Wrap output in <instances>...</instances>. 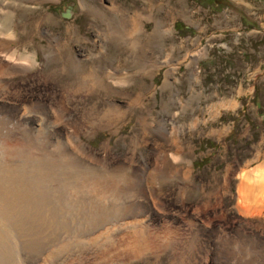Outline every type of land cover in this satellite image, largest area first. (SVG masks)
<instances>
[{
  "label": "rangeland",
  "instance_id": "1",
  "mask_svg": "<svg viewBox=\"0 0 264 264\" xmlns=\"http://www.w3.org/2000/svg\"><path fill=\"white\" fill-rule=\"evenodd\" d=\"M0 54L5 91L48 92L18 101L48 127L18 125L20 106L4 100L12 126L3 131L34 140L44 131L50 149L60 142L72 153L64 93L78 114L103 119L82 135L89 156L131 155L142 169L160 154L167 160L163 193L205 217L193 223L198 264L208 253L210 264H264V209L245 215L237 204L240 175L264 165V0H0ZM170 249L124 264H174Z\"/></svg>",
  "mask_w": 264,
  "mask_h": 264
},
{
  "label": "bare ground",
  "instance_id": "2",
  "mask_svg": "<svg viewBox=\"0 0 264 264\" xmlns=\"http://www.w3.org/2000/svg\"><path fill=\"white\" fill-rule=\"evenodd\" d=\"M4 60L0 54V66ZM15 87L14 91L10 88L5 91L0 81V101H11L17 107L22 96L30 104L34 103L36 94L40 98L48 96L43 90L23 92L19 96V86ZM25 101L12 114L15 122L30 131L29 123L33 121L37 132L45 124L48 127L47 116L36 110L28 117L30 110ZM53 103L51 97L50 104ZM3 104L0 106V220L4 227L0 226V264H124L148 252L160 255L169 248L174 250V264H198L197 252L203 243L192 235L193 223L205 217L198 207L187 206L184 211L182 205L173 204L165 196L159 177L167 161L162 154L151 158L150 165L143 169L131 155L89 156L95 153L82 135L91 133L103 119L93 111L78 114L76 104L72 107L64 93L59 110L62 115L71 110L66 133L73 138L72 153L60 142L50 149L44 131L38 136L35 133L36 140L17 130L3 131L5 121L12 126L11 117L2 114ZM52 127L55 132V126ZM102 148L108 150L106 145ZM176 171L180 172V168ZM182 176L193 181L191 169ZM239 179L240 212L262 213L264 165L248 170ZM179 189L183 195L188 191L186 186ZM170 224L173 230H169ZM98 240L102 241L93 244ZM238 253L232 254L240 260ZM209 256V253L205 255V264H210ZM237 261L230 264H239Z\"/></svg>",
  "mask_w": 264,
  "mask_h": 264
},
{
  "label": "water",
  "instance_id": "3",
  "mask_svg": "<svg viewBox=\"0 0 264 264\" xmlns=\"http://www.w3.org/2000/svg\"><path fill=\"white\" fill-rule=\"evenodd\" d=\"M71 5H73V4L68 5L69 7H66L64 11H61L62 15H64L65 17H70L72 15V12H73L72 7L73 6H71Z\"/></svg>",
  "mask_w": 264,
  "mask_h": 264
},
{
  "label": "trees",
  "instance_id": "4",
  "mask_svg": "<svg viewBox=\"0 0 264 264\" xmlns=\"http://www.w3.org/2000/svg\"><path fill=\"white\" fill-rule=\"evenodd\" d=\"M176 26L178 27L179 30H189V28H187L184 24L180 23V21L176 22Z\"/></svg>",
  "mask_w": 264,
  "mask_h": 264
}]
</instances>
